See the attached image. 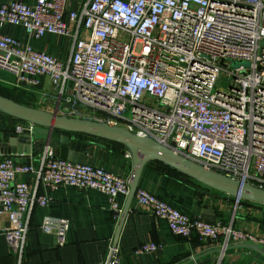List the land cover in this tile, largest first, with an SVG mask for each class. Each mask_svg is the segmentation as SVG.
I'll use <instances>...</instances> for the list:
<instances>
[{
  "label": "built area",
  "instance_id": "1",
  "mask_svg": "<svg viewBox=\"0 0 264 264\" xmlns=\"http://www.w3.org/2000/svg\"><path fill=\"white\" fill-rule=\"evenodd\" d=\"M3 25L19 27L33 40L47 34L70 40L60 60L0 35V71L29 91L47 79L52 91L38 95L46 111L80 116L73 107H81L110 126L264 189V0H11L0 5ZM234 62L248 66L232 68ZM24 174L30 183L17 179ZM62 186L104 194L115 216L116 199L129 192L128 178L59 160L47 148L30 164L0 156V217L8 221L4 237L15 264L23 262L32 210L47 206L46 192ZM133 200L178 238L195 236L221 248L264 247V234L222 219L208 223L144 189L137 188ZM68 229V220L51 216L39 226L56 247L66 244ZM156 249L148 243L135 252ZM100 264H121L115 245Z\"/></svg>",
  "mask_w": 264,
  "mask_h": 264
},
{
  "label": "crops",
  "instance_id": "2",
  "mask_svg": "<svg viewBox=\"0 0 264 264\" xmlns=\"http://www.w3.org/2000/svg\"><path fill=\"white\" fill-rule=\"evenodd\" d=\"M9 1L0 0V5ZM21 1L30 5L35 0ZM0 35H8L35 51L60 60L67 56L70 48L68 38L47 34L39 40H33L21 28L9 25L0 26ZM0 78L13 81L9 74L2 71ZM19 89L26 91L24 88ZM45 89L52 91L47 79L43 80L42 87L30 92L39 95ZM43 110H49V107ZM0 124L27 127V124L2 114ZM83 142L88 144L84 157L86 164L129 178L131 162L125 150L95 139L86 138ZM36 158L37 155L31 157V163ZM17 179L26 183L32 181L28 174L19 175ZM138 188L189 215L193 204L200 202L201 208L215 211L216 220L232 221L235 229L264 234V216L256 214L255 210L236 208L229 202L201 197L197 191L203 190L202 187L198 189L191 181L164 172L156 164L144 167ZM46 193L50 199L49 204L32 210L22 264H100L107 260L111 245L117 247L121 264H182L200 255L205 256L193 264H216V257L221 254L216 252L221 249V243L208 246L202 245L195 236L190 240L174 236L164 220L153 217L133 199L119 226L127 196L116 199L120 212L115 216L108 198L96 191L62 186ZM46 216L68 220L69 229L64 246L56 247L42 238L39 226ZM7 227V219L0 217V264H15L4 237ZM148 243L156 244L157 249L143 254L135 252ZM220 264H264V258L248 250H226Z\"/></svg>",
  "mask_w": 264,
  "mask_h": 264
},
{
  "label": "water",
  "instance_id": "3",
  "mask_svg": "<svg viewBox=\"0 0 264 264\" xmlns=\"http://www.w3.org/2000/svg\"><path fill=\"white\" fill-rule=\"evenodd\" d=\"M240 63L243 62H234ZM65 107L71 108V105L65 104ZM73 109L82 114L59 115L23 105L0 95V114L29 126L18 132L17 125L0 124V155L12 159L16 164H30L31 157L40 155L47 148L53 157L59 160L86 164L84 157L88 144L76 140L73 134L122 146L130 157L131 171L128 178L127 204L119 226L138 188L144 167L151 163L162 164L199 184L203 190H198L197 194L201 197L229 202L235 206L264 213V189L206 169L150 138L138 136L122 127L110 126L93 118L99 117L98 114L83 110L81 107ZM191 216L208 223H214L216 220L215 211L201 208L200 202L193 204ZM42 238L53 243V236L50 234H43ZM237 249L248 250L264 258V247L254 243L235 244L216 252ZM203 256L205 255L193 257L182 264H193Z\"/></svg>",
  "mask_w": 264,
  "mask_h": 264
},
{
  "label": "rangeland",
  "instance_id": "4",
  "mask_svg": "<svg viewBox=\"0 0 264 264\" xmlns=\"http://www.w3.org/2000/svg\"><path fill=\"white\" fill-rule=\"evenodd\" d=\"M240 65H243L245 67L248 66V63L246 62H243V63H240V64H231L232 68H236ZM221 81L219 80V83L224 85L225 82L224 80L226 79L223 75L221 76ZM49 88V86H47ZM46 91H49L47 89H45ZM31 91V90H30ZM29 90H20L19 88H17L16 86H14L13 82L12 81H7V79H4V78H0V92L1 93H5L6 95L12 97V99H16L18 101V103H21L23 105H27V106H31V107H34V108H39V109H46L48 108V105L47 104H41L40 101H38V94L35 95L33 93H31ZM50 93V91H49ZM41 107V108H40ZM76 139V138H75ZM76 140L80 141V142H83L84 141V138L82 137H79V139L77 138ZM196 188L198 189H201L200 186L198 185H195ZM245 208V207H242V206H236V208ZM256 214H259L260 216H264V213L262 212H259V211H256ZM257 221H260V220H257Z\"/></svg>",
  "mask_w": 264,
  "mask_h": 264
},
{
  "label": "trees",
  "instance_id": "5",
  "mask_svg": "<svg viewBox=\"0 0 264 264\" xmlns=\"http://www.w3.org/2000/svg\"><path fill=\"white\" fill-rule=\"evenodd\" d=\"M0 95H2V96H4V97H7V98H9V99H12V97L6 95L5 93H1V92H0ZM12 100H14V99H12ZM14 101H15V100H14ZM72 136L75 137L76 139H77V138L79 139V137H82V138H84V139L89 138V137H86V136H83V135H76V134H73ZM89 139H93V138H89ZM95 140H98V139H95ZM99 141H101V140H99ZM101 142H104V143H107V144H111V145H113L114 147H117V148H120V149L124 150V148H123L122 146H120V145L113 144V143H108V142H105V141H101ZM151 164H156V165H157L162 171L167 172V173H169V174H171V175H174V176H176L177 178H181V179H184V180L191 181L193 184L200 186L199 184L195 183L194 181L190 180L189 178H187V177H185V176H183V175L178 174L177 172L171 170V169L168 168V167L163 166L162 164H159V163H151ZM200 187H201V186H200Z\"/></svg>",
  "mask_w": 264,
  "mask_h": 264
}]
</instances>
